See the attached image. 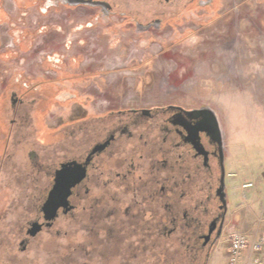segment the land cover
I'll return each instance as SVG.
<instances>
[{
	"label": "flooded vegetation",
	"instance_id": "obj_1",
	"mask_svg": "<svg viewBox=\"0 0 264 264\" xmlns=\"http://www.w3.org/2000/svg\"><path fill=\"white\" fill-rule=\"evenodd\" d=\"M91 1L99 6L62 4L142 33L218 5L152 0L141 12L122 7L150 0ZM5 17L0 5V24ZM82 55L0 92V264H212L234 233L237 189L217 116L124 79L99 89L102 76L80 69Z\"/></svg>",
	"mask_w": 264,
	"mask_h": 264
},
{
	"label": "rangeland",
	"instance_id": "obj_2",
	"mask_svg": "<svg viewBox=\"0 0 264 264\" xmlns=\"http://www.w3.org/2000/svg\"><path fill=\"white\" fill-rule=\"evenodd\" d=\"M152 2L122 9L145 12ZM62 3L2 0L0 92L20 75L25 81L50 75L57 60L83 54L80 69L99 71V89L124 79L131 90L146 85L161 101L213 110L237 179L232 231L264 233V0H218L216 8L186 15L174 29L151 33L129 29L99 9ZM187 29L195 33L187 35ZM3 204L0 198V211ZM226 240L212 264H228Z\"/></svg>",
	"mask_w": 264,
	"mask_h": 264
},
{
	"label": "built area",
	"instance_id": "obj_3",
	"mask_svg": "<svg viewBox=\"0 0 264 264\" xmlns=\"http://www.w3.org/2000/svg\"><path fill=\"white\" fill-rule=\"evenodd\" d=\"M226 243L229 264H264V233H233Z\"/></svg>",
	"mask_w": 264,
	"mask_h": 264
},
{
	"label": "water",
	"instance_id": "obj_4",
	"mask_svg": "<svg viewBox=\"0 0 264 264\" xmlns=\"http://www.w3.org/2000/svg\"><path fill=\"white\" fill-rule=\"evenodd\" d=\"M78 4H90V5H95V6H99V2H93L91 0L86 1V0H77Z\"/></svg>",
	"mask_w": 264,
	"mask_h": 264
}]
</instances>
